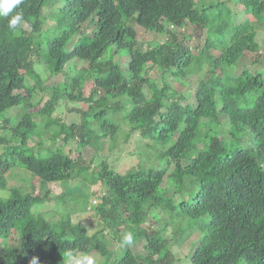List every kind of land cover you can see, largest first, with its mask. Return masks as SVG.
<instances>
[{"label":"trees","instance_id":"obj_1","mask_svg":"<svg viewBox=\"0 0 264 264\" xmlns=\"http://www.w3.org/2000/svg\"><path fill=\"white\" fill-rule=\"evenodd\" d=\"M17 11L25 19L18 31L8 29L10 17H0V264H69L77 254L107 258L106 230L119 242L122 230L131 231L144 249L138 254L120 246L110 264H170L167 240L181 235L177 220L198 223L192 232H202L189 264H264V58L243 53L256 49L258 27L264 32V0H24L12 14ZM93 20L95 30L83 31ZM185 25L204 39L181 33ZM136 27L165 40L143 50ZM121 50L129 55L125 74L113 60ZM40 61L57 72L73 61L81 67H73L65 94L44 101ZM151 70L156 77L148 76ZM204 70L211 78L198 82L193 105H182L183 93L165 80ZM59 99L84 103L71 110L65 103L79 123L54 114ZM97 103L103 109L93 108ZM221 118L226 130L218 135ZM120 137L149 140L161 150L162 164L144 170L117 169L105 158L97 167L83 163L85 147L100 151ZM149 147L140 145V152ZM80 177L84 187L63 195L68 212L50 220L36 210L50 199L48 185ZM93 180L97 205L89 204L83 184ZM165 182L178 201L161 193ZM186 187L188 193L180 192ZM161 202L169 214L164 227L175 226L169 237L150 227L163 216ZM87 209L104 221L91 235L71 218Z\"/></svg>","mask_w":264,"mask_h":264},{"label":"rangeland","instance_id":"obj_2","mask_svg":"<svg viewBox=\"0 0 264 264\" xmlns=\"http://www.w3.org/2000/svg\"><path fill=\"white\" fill-rule=\"evenodd\" d=\"M47 14H48V12L45 10V15H47ZM94 23H96L95 20H93L91 22H86L82 26L83 31H86L88 33L93 32L95 30ZM261 24L263 26L264 22H262ZM136 30L138 33V41L143 46V50H147L149 45H152L153 41H157L159 43H162L165 40L164 35L156 34L155 32L147 31V30L140 28V27H136ZM180 31L183 34L191 35V38H193V37L196 38L197 36H199L201 41L204 39V35L203 34L200 35V31H194L193 32L192 27L189 25H185L184 29H181ZM78 34H75V36L73 37L70 44H72L77 39V37L79 36ZM256 42H257V47L255 50L243 52L244 56L249 60L255 59L257 53L258 54L260 53L259 58H260V56H262L264 58V32L259 27L257 29ZM70 44H69V46H70ZM109 52H110V49H108L106 51V53L104 55V60L109 58L108 57ZM215 54H217V52H215ZM128 58H129L128 50H121L120 54H117L113 59L114 62H117V61L119 62V66H120L121 72L123 74L126 73V66L128 63ZM37 64H38L37 75L39 76V82H40L41 86L43 87V89H45V95L43 96V97H45L44 101H45V99L50 98L51 95L59 96V95L65 94L64 84H66L68 82L71 73H73V71H72L73 67L75 65L81 67L79 61H73L70 64L66 65L62 69V71L57 72L54 70L53 67L48 66L47 63L44 61H40ZM216 72H218V70ZM148 76L151 78H154L157 75L151 70V71H149ZM211 76L212 75L208 71L204 70L198 75L189 74V75H187L186 78H180V79L170 77L165 81L167 84H169V86L172 89L178 91L179 93H183V95L185 96V100L181 102L182 105H184V104L193 105L195 103L194 90L196 89L198 82L201 80L202 81H209ZM156 81H159V78H157ZM87 88H88V84H86V86H85V89H87ZM67 89L70 90L69 87ZM152 91H153V89H150V93ZM85 93H87V92L85 91ZM40 97H41V95H36L32 101L35 103L36 101H38L40 99ZM122 100L125 102L126 105H128V102H129L128 100H126L125 98H122ZM65 103H67L68 110L73 109L72 107L83 108L84 103L81 101L69 103L67 100L64 102L63 99H59V104L62 106H60L57 102V104H58L57 110H56V112H54V114L56 116L60 117L62 120H64L67 123H70V122L79 123L81 116L78 113L72 114L71 112H68L66 109ZM96 107L99 109H103V106L100 103H97L93 106V108H96ZM93 108L92 109L87 108V110H89V112L93 113V112H95ZM9 114H12V113L10 112ZM5 116H7V115H5ZM32 118L35 120H40L39 116L37 114H32ZM221 120L222 121L220 123V127H218V129H217L218 135H220L221 132H225V130H226V126H225L226 125L225 124L226 119L221 118ZM208 128H209V124H206V126L200 130V133L202 135H204ZM126 129H127V127H126ZM62 140H63V136H61L58 139L57 146L62 144ZM109 143L110 142L104 143L102 145V148L100 151L97 147H93V146L85 147L80 153V156H81L82 160L84 161L83 163L85 164V163L91 162L90 167H97L98 159L99 158H101V159L105 158L106 162L108 164H111V162H113V167L117 168V169L118 168L128 169L129 167H131V168L141 167L144 170H147L150 167H157L158 165L162 164L160 162V160H161L160 159V155H161L160 151L161 150L157 146L153 147L151 145V143L149 142V140H147V139H142L139 137H132V138H129L128 140H126V142H125V141H123V138L120 137L119 139H117V142H115V144H117L116 146L112 147L109 145ZM143 144H146V145L149 144L150 147L147 150L142 148V151L140 152V145H143ZM112 148H114V149H112ZM69 150H70L69 145L64 148V151L66 153L67 152L69 153ZM74 152L72 154V157L76 158L77 157L76 154L79 152V149L76 148V150ZM36 154L39 156L45 157L49 153L39 151ZM129 154H131L132 157L128 156ZM163 166L164 165H162L161 167H163ZM83 181H84V179H82L80 177V178H77V179L69 181V182H63V183H59V184L55 183V184L48 185L47 190L50 191V199L47 200L46 203H44V205L42 207H36V210L38 212H41V213H47L48 212L50 214L48 217L50 220L57 219L58 213L60 214V213L68 212L66 202H65L63 195H65L68 192V190L73 188V187H76V186L80 187L81 186L83 188L84 187L82 185ZM9 182H13V179H10ZM37 184L38 183H33V187H34L36 194H38L40 192ZM83 184L84 185L87 184V186H88V192H89L91 197L89 196L87 191H84V190H82V191L84 192V194H86V193L88 194L87 197L89 198L88 199L89 204H90V201H91V204H95V205L99 204L100 200H97L96 196L94 198H92V196L96 194L95 192L99 186L98 183L96 182V180H93V182H91V183H85L84 182ZM162 191H165L163 193V195L165 197H168L174 201L179 200L180 194L174 193L173 190H171V185L168 182H165V184L162 186L161 193H162ZM180 192L188 193L189 187H186V189L182 188ZM69 196H71V195H69ZM77 198H78V196H77ZM177 203H179V202H177ZM163 204H164V202H161V205H160V206H162L163 216L160 217L161 219L157 218L156 221L152 218L153 223L150 224V227L156 229L157 231L163 230L162 231L163 237L164 236L169 237L170 235L171 236L173 235L174 230H175V226L170 225V226L164 227V225L166 223L164 222L163 219H168L169 214H168L166 207H164ZM80 206H82V205L80 204ZM78 207L79 206H76V208H78ZM71 218H72V221L75 223L81 222L87 228L88 235L93 234L97 230L103 229V226H104V221L92 209H87L84 212L74 214L71 216ZM147 224H149V222ZM196 224H198V223H196ZM196 224H191V225L187 226L185 223H182V222H180V220H177V226L176 227L180 229L179 233L181 235L176 240H174L173 238H172V240H171V238H170V240L169 239L167 240V241H169L167 248L171 249V251H170V253H171L170 255L172 256L171 260L173 259L172 261L170 260L171 261L170 264H189L188 263V256L192 252V247L202 236V232H198V231L192 232L191 228H195ZM105 232H107L106 233V239L109 242V244H108L109 255L107 256V258H103L100 255H93V254L89 255L88 257H91L94 260V264H110V263H113L114 259L116 257H118V254L120 253V242H119V240L114 239L113 235L110 234L109 230H106ZM126 232H128V231L122 230L121 234L118 235V237L120 236V239L123 238V236ZM130 248L132 249V251L134 253L139 254V253L144 252L143 244L141 241H136L134 243V245L131 246ZM75 256H83V255L77 254ZM186 256H187V258H186ZM69 264H71V261Z\"/></svg>","mask_w":264,"mask_h":264},{"label":"clouds","instance_id":"obj_3","mask_svg":"<svg viewBox=\"0 0 264 264\" xmlns=\"http://www.w3.org/2000/svg\"><path fill=\"white\" fill-rule=\"evenodd\" d=\"M24 0H0V17H10L8 20V29L15 32L25 23L24 14L22 11L13 13L14 9H17ZM135 243L134 233L128 231L124 234L120 241L121 247H131ZM71 264H94V260L87 256H73L70 257Z\"/></svg>","mask_w":264,"mask_h":264}]
</instances>
